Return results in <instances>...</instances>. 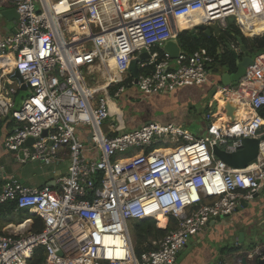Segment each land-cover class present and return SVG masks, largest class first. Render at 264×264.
Returning a JSON list of instances; mask_svg holds the SVG:
<instances>
[{
  "label": "built area",
  "instance_id": "built-area-1",
  "mask_svg": "<svg viewBox=\"0 0 264 264\" xmlns=\"http://www.w3.org/2000/svg\"><path fill=\"white\" fill-rule=\"evenodd\" d=\"M5 4L18 18L15 31L0 38V151L19 163L48 165L66 149L69 166L54 185L6 178L0 203L16 202V210L39 217L43 228L1 233L0 264H29L40 246L44 264H177L211 220L255 199L264 185V53L237 86H217L213 98L220 94L227 103L221 107L217 98L219 111L206 114L211 122L201 136L158 121L113 135L103 125L110 100L132 86L152 96L210 83L207 49L183 50L174 59L164 42L196 24L225 28L229 18L248 36L260 35L264 30L252 24L264 23V0H0ZM144 50L150 57L140 61L144 72L136 84L129 65ZM111 58L114 77L106 67ZM228 103L236 115L217 126ZM240 105L252 115L244 117ZM82 126L90 129L88 143L78 133ZM244 137L260 139L247 167L214 155V145L235 152ZM143 219L166 232L138 256L131 222Z\"/></svg>",
  "mask_w": 264,
  "mask_h": 264
},
{
  "label": "crops",
  "instance_id": "crops-1",
  "mask_svg": "<svg viewBox=\"0 0 264 264\" xmlns=\"http://www.w3.org/2000/svg\"><path fill=\"white\" fill-rule=\"evenodd\" d=\"M8 9H13V7L10 4L1 7L0 38L16 29V23L1 14L2 11ZM189 25L190 23L184 21L182 27ZM258 27L263 28L259 24ZM262 34L264 33L253 34L250 38ZM10 63L12 64V61ZM220 78L221 74L210 69V83L204 86H182L170 93L155 94L143 99L138 106L132 98L136 95L144 96V94L138 90L137 86H132L116 103L110 100L111 117L104 123L103 129L113 135L120 130H128L150 121L175 122L174 124L183 127L187 124L184 122L186 120L192 121L191 123L205 121L206 114L212 110L211 103L213 105L216 102L218 107L217 98L221 107L227 103L220 94H217L215 99L209 96L213 85ZM155 105L166 109L168 114H156V109H151ZM119 109L122 111L121 117L115 115L120 111ZM240 109L244 117L252 115V111L247 106L240 105ZM134 110L144 111V116L142 118L135 116ZM214 111L218 112L219 108ZM217 116L219 118L217 122H224L231 115L226 110V112H219ZM78 133L85 142H89L90 129L88 127H79ZM68 166L69 156L66 149L61 150L57 161L45 165L39 161L19 163L14 154L2 148L0 151V193L6 178L12 175L19 178L25 185L42 186L48 183L54 185L58 175L68 171ZM35 219L36 216H32L26 209L7 210L0 214V234H20L32 231L35 228ZM177 264H264V194L251 201L248 207L241 206L231 215L222 216L219 220H211L199 234L191 238L179 254Z\"/></svg>",
  "mask_w": 264,
  "mask_h": 264
},
{
  "label": "trees",
  "instance_id": "trees-1",
  "mask_svg": "<svg viewBox=\"0 0 264 264\" xmlns=\"http://www.w3.org/2000/svg\"><path fill=\"white\" fill-rule=\"evenodd\" d=\"M230 19L233 18L227 20L225 28L216 27L215 25L209 26L211 35L206 34L204 31H199L197 34L191 33L190 30L182 31L178 36L182 49L188 53L201 47L207 49L213 57V62L210 63L209 68L217 73H220V69L236 70V57L233 51L229 49L228 43L240 46L237 36L242 37L243 43L247 48H260L264 52V34L254 38L247 37L248 34L238 26L236 20ZM252 26L258 33L264 30L263 28L259 29L256 22H253ZM252 33L254 34L255 32ZM143 72L144 69L140 68L139 73ZM260 113L264 116V107L260 109ZM15 208L16 202L0 203V214L7 210H14ZM42 228V220L36 216L35 228L33 230L40 231ZM131 228V235L137 240L135 249L138 256L152 247L151 240L164 235L166 232V230L157 228L153 219L133 220ZM45 259V248L40 246L35 250L29 264H44Z\"/></svg>",
  "mask_w": 264,
  "mask_h": 264
},
{
  "label": "water",
  "instance_id": "water-1",
  "mask_svg": "<svg viewBox=\"0 0 264 264\" xmlns=\"http://www.w3.org/2000/svg\"><path fill=\"white\" fill-rule=\"evenodd\" d=\"M8 19L14 21L16 23L18 18V13L15 8L4 10L1 13ZM199 31H204L206 34L211 35V31L209 26L205 24H196L191 29L190 32L193 34H197ZM237 40L239 42V50L234 48L233 44H229V49L233 51L234 56L236 57V70L231 71L229 69H220L221 78L217 83H215L210 91L209 96L213 97V95L217 92V86L219 84L222 85H231V86H237L239 80L245 75L247 66L251 65L254 61V57L248 54V48L243 43L242 37L237 36ZM163 48L165 51L169 52L172 58H177L179 54L183 51L182 45L180 43V40L178 37L168 39L164 42ZM221 51V50H220ZM150 57L149 53L147 51H143L139 56H136L132 58L129 70L132 73L133 77L135 78V83H138V77H139V63L140 61H144ZM23 89H27V87L24 85ZM227 112L231 115V117H234V107L231 103L227 104ZM47 132L45 131V134ZM34 142L33 138H29L27 140V144H32ZM243 146L239 150L235 152H228L222 148H220L217 145L213 146V153L216 157H218L220 160L227 163L229 166L233 168H245L250 163H252L258 156L259 148H260V139L258 138H252V137H244L242 139ZM21 156H23V153H21ZM28 186V185H27ZM261 194H264V185L262 188L259 189L257 193H255L254 198L260 196ZM242 204L245 207H248L250 205V202L243 201ZM216 219H221V217H216ZM61 254V252H60ZM245 261V259H244Z\"/></svg>",
  "mask_w": 264,
  "mask_h": 264
},
{
  "label": "rangeland",
  "instance_id": "rangeland-1",
  "mask_svg": "<svg viewBox=\"0 0 264 264\" xmlns=\"http://www.w3.org/2000/svg\"><path fill=\"white\" fill-rule=\"evenodd\" d=\"M0 11H1V7H0ZM230 20H234V19H230ZM215 26H216V24H215ZM214 26V27H215ZM216 27H218V26H216ZM191 29V28H190ZM189 29V30H190ZM247 37H250V36H247ZM252 37V36H251ZM249 51H250V53H251V56H253V57H257L259 54H261V53H264V52H262V50L260 49V48H251V49H249ZM26 92V91H25ZM19 98H20V96H19ZM114 99H115V97H113ZM145 98H150V96L149 95H147V94H144V96H141V95H136V96H134L133 98H132V101L133 102H137V106L139 105V104H141L143 101V99H145ZM149 103V102H148ZM150 103H152V101H150ZM198 104V103H197ZM162 107H163V105H162ZM150 108V107H149ZM151 109H156V114H158V115H161V114H168V112H166V109H164V108H159V105H155L154 107H151ZM211 109L214 111V110H217L218 109V107L216 106V102H214V104L213 105H211ZM193 111V110H192ZM194 112V111H193ZM133 113L135 114V116H137V117H140V118H142L143 116H144V111H141V110H134L133 111ZM128 114H130V113H128ZM124 115H125V113H124ZM126 116V115H125ZM184 122H187V124L184 126V127H186V128H188L189 130L188 131H190L191 133H193L196 137H198V136H201V135H203L204 133H207V127H208V125H209V123L211 122V119H206L205 121H200L199 123H191L192 121H184ZM175 123V122H174ZM144 124V123H143ZM143 124H141V125H143ZM192 124V125H191ZM141 125H138V126H141ZM183 127V126H182ZM183 127V128H184ZM132 229V228H131ZM132 238H133V240H134V243H135V245L137 244V240H136V238H134V236L132 235Z\"/></svg>",
  "mask_w": 264,
  "mask_h": 264
},
{
  "label": "bare ground",
  "instance_id": "bare-ground-1",
  "mask_svg": "<svg viewBox=\"0 0 264 264\" xmlns=\"http://www.w3.org/2000/svg\"><path fill=\"white\" fill-rule=\"evenodd\" d=\"M212 14H218V15H220V11H213V12H211ZM187 22V21H186ZM181 23V26L183 25V23H184V21L183 22H180ZM257 24H259V26L261 27H263L264 28V23H260V22H256ZM114 65H115V62H114V60H113V58H111L110 60H109V63H107V65H106V67H107V72H110V76H115V73H114ZM216 125L217 126H220V127H224L225 126V124H224V122H216ZM171 149H169V148H167V149H165V151L166 152H169ZM160 219H161V223H164L165 222V219L163 218V217H160Z\"/></svg>",
  "mask_w": 264,
  "mask_h": 264
},
{
  "label": "clouds",
  "instance_id": "clouds-1",
  "mask_svg": "<svg viewBox=\"0 0 264 264\" xmlns=\"http://www.w3.org/2000/svg\"><path fill=\"white\" fill-rule=\"evenodd\" d=\"M187 30H189V29H187ZM118 100H120V99H118ZM118 100H114V102L116 103ZM120 108V107H119ZM135 244V243H134Z\"/></svg>",
  "mask_w": 264,
  "mask_h": 264
},
{
  "label": "flooded vegetation",
  "instance_id": "flooded-vegetation-1",
  "mask_svg": "<svg viewBox=\"0 0 264 264\" xmlns=\"http://www.w3.org/2000/svg\"><path fill=\"white\" fill-rule=\"evenodd\" d=\"M248 50H249V48H248ZM248 54H250V55H251L250 51H248Z\"/></svg>",
  "mask_w": 264,
  "mask_h": 264
}]
</instances>
